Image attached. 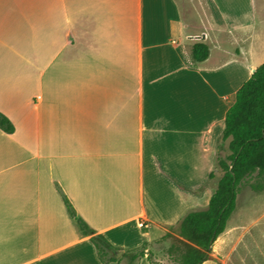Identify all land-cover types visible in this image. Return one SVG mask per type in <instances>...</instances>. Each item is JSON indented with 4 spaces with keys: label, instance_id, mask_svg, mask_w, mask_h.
Wrapping results in <instances>:
<instances>
[{
    "label": "crops",
    "instance_id": "0c3cea01",
    "mask_svg": "<svg viewBox=\"0 0 264 264\" xmlns=\"http://www.w3.org/2000/svg\"><path fill=\"white\" fill-rule=\"evenodd\" d=\"M204 3L199 35L182 0H0V264H104L63 195L109 264H140L127 253L191 212L264 63V0Z\"/></svg>",
    "mask_w": 264,
    "mask_h": 264
},
{
    "label": "trees",
    "instance_id": "16d2710c",
    "mask_svg": "<svg viewBox=\"0 0 264 264\" xmlns=\"http://www.w3.org/2000/svg\"><path fill=\"white\" fill-rule=\"evenodd\" d=\"M210 56L209 46L198 41L193 45L192 57L203 62ZM0 129L13 134L15 127L8 117L0 113ZM223 140H229V154L218 159L221 178L207 207L189 212L180 222L179 239L170 249L174 264H204L211 258L215 241L226 230L237 206L240 187L252 179L250 187L264 192V63L237 91L235 101L226 112ZM69 215L84 236H91L98 257L104 264L115 262L110 252L112 245L78 216L66 195H63ZM145 245L127 253L131 259L142 258Z\"/></svg>",
    "mask_w": 264,
    "mask_h": 264
},
{
    "label": "rangeland",
    "instance_id": "374dc122",
    "mask_svg": "<svg viewBox=\"0 0 264 264\" xmlns=\"http://www.w3.org/2000/svg\"><path fill=\"white\" fill-rule=\"evenodd\" d=\"M182 4V16L190 31L201 35L204 28L200 20L208 13L204 0H182ZM258 33L259 28L256 30ZM214 146L216 152L206 178L190 191V211L206 208L221 178L218 159L229 154V140L225 141L220 136ZM251 182L252 179L240 187L236 210L224 233L215 241L210 260L204 264H264V192L254 191L250 187ZM151 233L152 237L145 245L146 255L140 259V264H174L169 251L179 239V223L156 226Z\"/></svg>",
    "mask_w": 264,
    "mask_h": 264
},
{
    "label": "built area",
    "instance_id": "2783aa9c",
    "mask_svg": "<svg viewBox=\"0 0 264 264\" xmlns=\"http://www.w3.org/2000/svg\"><path fill=\"white\" fill-rule=\"evenodd\" d=\"M140 226H142V227H143V226H144V224H143V223H141V224H140Z\"/></svg>",
    "mask_w": 264,
    "mask_h": 264
},
{
    "label": "water",
    "instance_id": "95a60500",
    "mask_svg": "<svg viewBox=\"0 0 264 264\" xmlns=\"http://www.w3.org/2000/svg\"><path fill=\"white\" fill-rule=\"evenodd\" d=\"M255 72V71H254Z\"/></svg>",
    "mask_w": 264,
    "mask_h": 264
}]
</instances>
